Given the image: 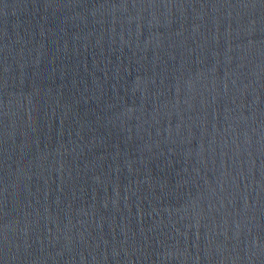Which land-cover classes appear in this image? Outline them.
Returning <instances> with one entry per match:
<instances>
[{
	"label": "water",
	"instance_id": "obj_1",
	"mask_svg": "<svg viewBox=\"0 0 264 264\" xmlns=\"http://www.w3.org/2000/svg\"><path fill=\"white\" fill-rule=\"evenodd\" d=\"M0 264H264V0H0Z\"/></svg>",
	"mask_w": 264,
	"mask_h": 264
}]
</instances>
